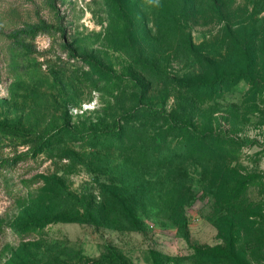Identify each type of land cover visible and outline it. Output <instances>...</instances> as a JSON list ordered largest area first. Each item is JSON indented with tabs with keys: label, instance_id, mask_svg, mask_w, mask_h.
I'll use <instances>...</instances> for the list:
<instances>
[{
	"label": "rangeland",
	"instance_id": "obj_1",
	"mask_svg": "<svg viewBox=\"0 0 264 264\" xmlns=\"http://www.w3.org/2000/svg\"><path fill=\"white\" fill-rule=\"evenodd\" d=\"M0 264H264V0H0Z\"/></svg>",
	"mask_w": 264,
	"mask_h": 264
},
{
	"label": "trees",
	"instance_id": "obj_2",
	"mask_svg": "<svg viewBox=\"0 0 264 264\" xmlns=\"http://www.w3.org/2000/svg\"><path fill=\"white\" fill-rule=\"evenodd\" d=\"M50 28L47 24L38 25L34 28V31L40 32V31H49Z\"/></svg>",
	"mask_w": 264,
	"mask_h": 264
}]
</instances>
